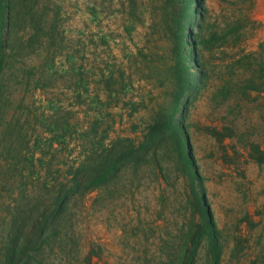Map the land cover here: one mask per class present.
Listing matches in <instances>:
<instances>
[{
    "label": "rangeland",
    "instance_id": "374dc122",
    "mask_svg": "<svg viewBox=\"0 0 264 264\" xmlns=\"http://www.w3.org/2000/svg\"><path fill=\"white\" fill-rule=\"evenodd\" d=\"M197 3L200 77L175 116L221 230L219 264H264V0ZM6 4L0 264H210L180 144L162 130L183 85L172 36L126 0ZM114 159L109 180L55 213L74 178L83 187Z\"/></svg>",
    "mask_w": 264,
    "mask_h": 264
},
{
    "label": "trees",
    "instance_id": "16d2710c",
    "mask_svg": "<svg viewBox=\"0 0 264 264\" xmlns=\"http://www.w3.org/2000/svg\"><path fill=\"white\" fill-rule=\"evenodd\" d=\"M197 2L198 0H156L158 7L151 10V7H149L150 9L145 7V2H143V0H126L128 9L138 10L143 17H145L144 15L146 13L149 15L152 27L155 28L157 33H166L167 30L168 34H170L174 39L178 54L176 67L181 73L183 85H180L177 94L173 98V108L165 117L163 122L164 128L162 130L172 131L177 137L181 147V157L183 159V163L185 164L192 181V192L201 210L202 217L198 226L199 229L197 230V235L195 236V244L199 241L203 242L205 239L210 247V264H219L222 253V244L220 240L221 230L217 227L214 219L212 218L209 205L207 204V200H205L201 177L192 161L180 116H175L178 111L182 113L183 108L187 104L188 96L186 95V90L192 89V87L196 85V82H199L200 77L198 65L194 64L195 53L194 43L192 40V30L194 28L201 29V22L204 20L205 15L198 7ZM7 9L8 4H6L5 10L0 13V44L2 42V34L4 33L6 26L5 20L7 18ZM131 18L135 22L138 20L134 17ZM0 52H2L1 49ZM191 66L195 69V76H198L195 79L189 70ZM1 70L2 69H0V72ZM157 134L158 133L156 132L152 133L150 141H153ZM151 144L153 143L151 142ZM153 146L154 145L149 144L145 145V150H150ZM139 147H144V144L133 148L131 152L133 153L139 149ZM118 167L119 165L116 159L101 165V167L95 169V172L93 171L91 175H86L87 179L84 181L86 182V185L83 187H80L81 183L79 184L77 177L74 178L75 184L71 187L72 190L70 193H59L56 196L54 201L55 213H61L67 204L69 197L77 194L80 189L97 188L99 185L103 184V182L109 180L114 173L118 171ZM188 264H192L191 260H189Z\"/></svg>",
    "mask_w": 264,
    "mask_h": 264
}]
</instances>
